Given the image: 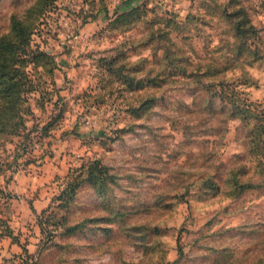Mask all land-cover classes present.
<instances>
[{
	"label": "rangeland",
	"instance_id": "obj_1",
	"mask_svg": "<svg viewBox=\"0 0 264 264\" xmlns=\"http://www.w3.org/2000/svg\"><path fill=\"white\" fill-rule=\"evenodd\" d=\"M12 15L0 264H264V0H0V40ZM217 75L259 121L229 118Z\"/></svg>",
	"mask_w": 264,
	"mask_h": 264
},
{
	"label": "trees",
	"instance_id": "obj_2",
	"mask_svg": "<svg viewBox=\"0 0 264 264\" xmlns=\"http://www.w3.org/2000/svg\"><path fill=\"white\" fill-rule=\"evenodd\" d=\"M26 26L23 24V22L20 20V18H17L15 15H12L9 29L10 31L14 32L13 37L10 40L1 39L0 45H4L6 48H4V51L7 53V60L8 63L5 65V69L8 67L14 68V71H18L19 68L14 67V60L15 58V50L13 49L18 48L22 51L26 50V44L28 40V34L25 33ZM240 28L239 24L236 25V29ZM25 46V47H24ZM38 52V53H37ZM35 52L34 56L37 58V54H40L39 51ZM9 61H12L11 63ZM1 65H4L1 64ZM1 72V71H0ZM220 75H217L216 78L220 79L218 82H213V88H210V86L207 88L212 92V96H217L220 99L221 104L224 106V109L227 110L229 118H239L240 122L244 126H249L251 120H260L259 114L256 111L257 105L255 107L252 106V103L247 97H244L245 95L244 91L240 88H237V84H234L222 77H219ZM214 78V77H213ZM11 79V78H10ZM217 87V89H215ZM206 89V87H205ZM206 89V90H207ZM20 93L18 80H10L7 82L2 78L0 82V110L3 112H11V114L17 115L19 114L21 109H24L25 107H22V102L18 101L19 96L17 94ZM253 108V109H252ZM18 118L20 119V122L22 121V116L18 115ZM252 127H258L257 124L253 125ZM251 129V128H250ZM263 129V128H262ZM249 130V129H248ZM247 132L250 133V130ZM251 142V148L255 149H264V131H260L258 134L252 135L250 138ZM257 168L261 166V169L259 170V173L261 176H264V155H260V157L255 158ZM248 170L246 167L244 168V171ZM261 179L257 180L256 182L253 181H245L241 182L238 179L233 180V185L235 189L238 188H249V187H256L262 183ZM70 190L69 189H63V191L60 194V198L64 200H69L71 196H69Z\"/></svg>",
	"mask_w": 264,
	"mask_h": 264
}]
</instances>
